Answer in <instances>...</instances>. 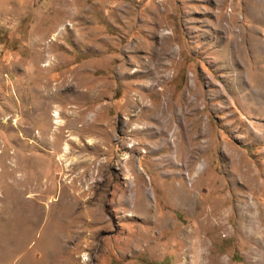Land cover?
Masks as SVG:
<instances>
[{
	"label": "rangeland",
	"instance_id": "374dc122",
	"mask_svg": "<svg viewBox=\"0 0 264 264\" xmlns=\"http://www.w3.org/2000/svg\"><path fill=\"white\" fill-rule=\"evenodd\" d=\"M0 264H264V0H0Z\"/></svg>",
	"mask_w": 264,
	"mask_h": 264
}]
</instances>
